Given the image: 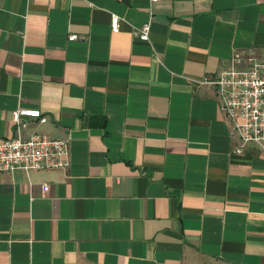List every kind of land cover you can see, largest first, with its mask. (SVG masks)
I'll use <instances>...</instances> for the list:
<instances>
[{
    "label": "crops",
    "instance_id": "crops-1",
    "mask_svg": "<svg viewBox=\"0 0 264 264\" xmlns=\"http://www.w3.org/2000/svg\"><path fill=\"white\" fill-rule=\"evenodd\" d=\"M248 52L264 0H0V137L70 138L0 173V264H264V155L200 82Z\"/></svg>",
    "mask_w": 264,
    "mask_h": 264
},
{
    "label": "built area",
    "instance_id": "built-area-1",
    "mask_svg": "<svg viewBox=\"0 0 264 264\" xmlns=\"http://www.w3.org/2000/svg\"><path fill=\"white\" fill-rule=\"evenodd\" d=\"M154 1V0H151ZM120 18L111 17L112 31H118ZM150 22H145L135 33L141 40L149 39ZM78 35L69 34L68 39ZM200 82L214 88L222 115L230 123V134L235 139L233 153L257 149L264 155V55L254 52L235 53L213 73H205ZM46 117L38 110L17 109L13 114L16 124L14 136L0 137V173L21 169H64L69 166V136L51 137L34 130L23 134L27 126L22 117ZM43 190L48 186L43 185Z\"/></svg>",
    "mask_w": 264,
    "mask_h": 264
}]
</instances>
